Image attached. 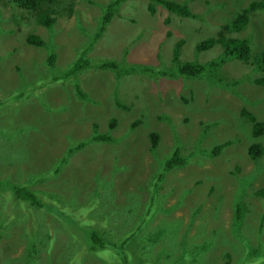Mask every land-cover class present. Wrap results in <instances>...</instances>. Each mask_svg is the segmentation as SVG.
<instances>
[{"label": "rangeland", "instance_id": "1", "mask_svg": "<svg viewBox=\"0 0 264 264\" xmlns=\"http://www.w3.org/2000/svg\"><path fill=\"white\" fill-rule=\"evenodd\" d=\"M111 1L63 0L49 30L0 0V214L10 225L0 232V264H68L57 251L64 242L80 264H221L227 254L231 264H264V196L255 194L264 186L255 171L264 166V151L257 161L249 156L254 142L264 150V133L254 137L246 114L264 120V86L254 82L264 72L231 58L217 70L224 81L211 83L206 75L179 76L173 63L179 40L182 62L218 59L221 45L200 52L196 46L222 36L249 38L254 60L264 49V8L249 13L245 29L233 27L241 10L264 0H176L197 19L161 6L152 12L148 0H124L96 49L86 52ZM30 34L54 37L36 48L26 42ZM51 54L58 70L47 79L42 69ZM83 58L91 63L62 75ZM112 60L115 69L97 67ZM96 127L109 143L95 139ZM151 132L159 136L154 151ZM229 140L230 147L210 154ZM42 145L46 151L38 154ZM179 146L186 159L205 150L192 172L165 170L167 154ZM11 185L37 196L41 190L43 208L20 200ZM54 195L62 213L47 208ZM76 210H83L80 218ZM64 212L77 218L67 220ZM105 227L115 240L126 227L132 247L87 251L83 229L92 231L97 248L93 235Z\"/></svg>", "mask_w": 264, "mask_h": 264}, {"label": "trees", "instance_id": "2", "mask_svg": "<svg viewBox=\"0 0 264 264\" xmlns=\"http://www.w3.org/2000/svg\"><path fill=\"white\" fill-rule=\"evenodd\" d=\"M60 0H6L5 5H9L12 7L14 11L19 12V17H22L23 14H26V17L31 16L35 18L36 22L45 27L46 29L52 30L54 28V25L57 21L56 15H59L61 13V10L58 9V6L60 5L59 3L62 2ZM124 0H112L105 8V13L104 16L101 18L100 21V27L96 34L94 35L92 41L89 43V48L87 51H94L96 49L95 42L100 40L104 35L107 30L108 25L110 24L111 20L113 19L115 10H117L120 5L123 3ZM149 2V9L152 12L156 11V6H161L164 9H166L171 15L178 16L180 18H190V19H197V17L194 15L192 10L190 9V6L187 3H182L176 0H148ZM264 8V2L262 1H253L249 4V7L244 9L243 11L241 10L235 20V26L233 27L235 30H241L242 28L245 29V26L249 23V13L256 11L258 9ZM69 11L72 12V8H67ZM80 26L79 28H81ZM55 30V29H54ZM82 32H84V28H81ZM142 35H140L141 37ZM54 35L51 34L48 36V39L46 40L44 37H41L40 35L36 34H30L26 38L27 44H30L32 46H35L36 48L43 47L48 44V41L53 40ZM97 41V43H98ZM96 43V44H97ZM184 44L183 40H179L174 48L173 51V63H178L179 69H177V73L179 76H186L189 78H199L203 75H206L209 77L211 83H222L224 81L223 77L221 76L220 73H217V70L225 65L226 61L228 59H240L244 62H248L249 64L253 63L254 65L258 66V69L260 71L264 72V49L258 53L257 56L254 57V60L251 59V41L249 38H240V37H219L217 39L215 38H209L205 41H201L200 43L197 44L196 50L198 52L204 51L211 49L214 47L216 44L221 45L223 48L222 52L220 53V57L218 59H214L212 61H208L205 64L198 63V62H192V61H187V62H182L180 60V56L182 54V46ZM95 45V46H94ZM91 48V49H90ZM129 49V48H127ZM85 52V53H86ZM90 52V53H91ZM89 53V54H90ZM125 54L127 53V50L124 52ZM91 57V56H90ZM116 60L112 61H105L100 63L97 67L102 68V69H115L116 66H118L117 63L113 62ZM196 61V60H195ZM91 61L88 60L87 58L79 59L77 60V63L71 68L70 71H67L66 73H63L62 75L66 78H70V76L76 72L77 70L80 69V67L84 64H90ZM125 63H131V62H125ZM82 64V65H81ZM44 65L46 68L43 67L42 72H45L47 75H44L48 77L51 73L57 72L56 68V55L51 54L50 57L48 58L47 62H44ZM141 68H146V72L149 68H152V66L149 65H139ZM138 69L137 66L131 65V70L135 71V68ZM173 73V70L171 71ZM56 74L53 75V77ZM165 75V74H164ZM169 75V74H166ZM174 75L171 74L170 77H173ZM47 79H50L48 77ZM220 81V82H219ZM255 83L259 84L260 86H264V76L257 77V79L254 80ZM238 83V81H237ZM231 83H228L225 85V87H230ZM75 88H77V92L82 93L81 88L78 84L75 85ZM246 111V110H245ZM247 116L254 122V126H252V132L255 138H258L260 135L264 133V120H258V118L250 114L248 111H246ZM111 127H115V124H111ZM150 141L152 142L151 149L154 151L157 149L158 143H159V136L155 132H151L149 134ZM95 139L99 141H107L110 140L109 135L107 134H102V133H96L95 134ZM228 144H221V145H215L214 148L212 149V152L210 154L212 155H218L221 151V149ZM180 146L176 148L174 151L169 152L167 155L169 157L166 159L165 162V170L166 171H171L175 169L176 167H183L185 168V171H193L192 168L195 167V163L198 162L202 157L205 156V150L202 149L200 150L197 154L194 152H191V154L186 158H184L181 153H180ZM40 151L38 150L37 153L42 154L46 151V149L43 147V145L39 148ZM263 145L260 142H254L250 146V152L249 156L250 158L254 161H257V159L263 154ZM171 153V155H170ZM70 154H67L66 158L63 160V163L67 161L69 158ZM166 156V155H165ZM164 156V157H165ZM257 168L255 171L256 174L260 175V178H264L263 172H264V166L256 164ZM60 166L57 165L56 170H54V174L52 173L51 178H57L59 172H60ZM158 170V168H157ZM40 172V171H39ZM45 174L44 171L40 172L39 174ZM259 178V179H260ZM264 180V179H263ZM257 181V180H256ZM44 182V179H38L37 185L40 183ZM248 182V183H247ZM248 186L251 185L252 183H255V180H247ZM34 188V185H31ZM14 192L15 195L20 196V200L23 201H30L31 206H35L37 208H43V201H40L39 197L41 194V190L36 188L38 196L32 192L31 190L28 189L27 186H15L11 185L10 186ZM255 194L257 196H264V186L260 187L258 190L255 191ZM49 195H47L48 197ZM43 198V197H42ZM47 199V198H46ZM48 200V199H47ZM46 201V200H45ZM60 202L58 197L55 195L52 196V202L47 205V208L56 211L58 213H62L60 209L57 207L59 204L56 202ZM1 210V209H0ZM4 210V208H3ZM63 214L68 215L69 217L66 218L67 220L70 219V221H74L75 216H80L83 214V210H76L75 211V216L71 213H66L64 212ZM0 232H2L4 229H6L8 226H4L2 223V216L3 214H0ZM74 216V218H71ZM254 232V231H252ZM87 235H85V230L83 229V237L87 247V251L94 252L95 254L101 253L103 248H108V247H117L121 250L124 249V247L131 248V238L132 235L131 233H127V228L125 227V230L120 231V234L125 235L123 237H119L118 240L113 239V233H111L110 230H108L106 227L101 230V232L98 234V236L93 235V241L95 243L96 247L91 248L92 243H91V237H92V231H89L88 229L86 230ZM252 237V235H251ZM56 239V238H55ZM53 239V243L55 241ZM252 242V239H251ZM52 243V247H54ZM253 244V242H252ZM156 245V244H155ZM254 245V244H253ZM68 247V248H66ZM91 248V249H90ZM49 250V249H48ZM70 252H67L69 251ZM57 251H62L61 255L65 257V259H71V262L68 264H80L78 260H74V253L71 252L72 249L70 246H66L65 242L62 245H59ZM97 253V254H98ZM123 262H126V259H123ZM231 255L227 254L224 256V258L221 261V264H231ZM83 264V262L81 263Z\"/></svg>", "mask_w": 264, "mask_h": 264}, {"label": "clouds", "instance_id": "3", "mask_svg": "<svg viewBox=\"0 0 264 264\" xmlns=\"http://www.w3.org/2000/svg\"><path fill=\"white\" fill-rule=\"evenodd\" d=\"M196 51H197V50H196ZM197 52H198V51H197ZM120 103H121L120 101L117 102V105H118L119 108H120ZM120 112H121V111H120ZM121 116H122V117H126L125 119H123V120H125V121L131 119V118L129 117V115L126 116V115H123V114L121 113ZM113 123H117L115 119L110 120L108 124L110 125V124H113ZM95 126H96V125H95ZM111 132L115 133V129H113ZM96 133H99V134H100V133H102V132H99V130H98L97 127H96V129L94 130V134H96ZM102 134H105V133H102ZM109 142H110V140L102 141V143H104V144H107V143H109ZM157 148H158V147H157ZM213 148H214V147H213ZM213 148H212V149H213ZM212 156H214V155H212ZM38 209H40V208H38ZM236 216H237V215H236ZM83 245H84V244H83ZM84 246H85V245H84ZM85 247L88 248L87 246H85Z\"/></svg>", "mask_w": 264, "mask_h": 264}, {"label": "flooded vegetation", "instance_id": "4", "mask_svg": "<svg viewBox=\"0 0 264 264\" xmlns=\"http://www.w3.org/2000/svg\"><path fill=\"white\" fill-rule=\"evenodd\" d=\"M194 60V59H193ZM121 100H125V98H122V97H119ZM121 102V101H120ZM122 103V102H121ZM257 117V116H256ZM228 142V144L226 145V146H224L220 151H222V150H224V149H226V148H228V147H230L232 144H231V141L229 140V141H225V142H220V143H216L215 145H221V144H225V143H227ZM220 154V153H219ZM242 157V156H241ZM98 172H99V170L97 169L96 170V172H95V174H98Z\"/></svg>", "mask_w": 264, "mask_h": 264}, {"label": "bare ground", "instance_id": "5", "mask_svg": "<svg viewBox=\"0 0 264 264\" xmlns=\"http://www.w3.org/2000/svg\"><path fill=\"white\" fill-rule=\"evenodd\" d=\"M126 71V70H125Z\"/></svg>", "mask_w": 264, "mask_h": 264}]
</instances>
